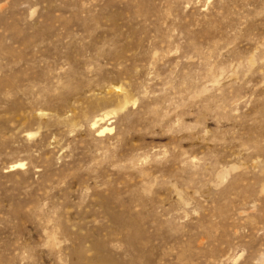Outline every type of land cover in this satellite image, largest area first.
I'll list each match as a JSON object with an SVG mask.
<instances>
[{
	"label": "rangeland",
	"instance_id": "rangeland-1",
	"mask_svg": "<svg viewBox=\"0 0 264 264\" xmlns=\"http://www.w3.org/2000/svg\"><path fill=\"white\" fill-rule=\"evenodd\" d=\"M0 264H264V0H0Z\"/></svg>",
	"mask_w": 264,
	"mask_h": 264
},
{
	"label": "bare ground",
	"instance_id": "bare-ground-1",
	"mask_svg": "<svg viewBox=\"0 0 264 264\" xmlns=\"http://www.w3.org/2000/svg\"><path fill=\"white\" fill-rule=\"evenodd\" d=\"M105 129H106V128H105ZM105 129H104V130H105ZM16 166H17V165H16ZM18 166H21V164H18Z\"/></svg>",
	"mask_w": 264,
	"mask_h": 264
}]
</instances>
